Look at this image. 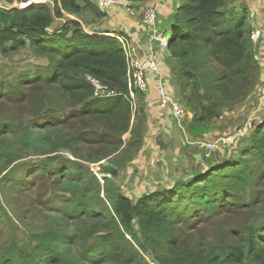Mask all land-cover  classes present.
<instances>
[{
    "label": "trees",
    "instance_id": "trees-1",
    "mask_svg": "<svg viewBox=\"0 0 264 264\" xmlns=\"http://www.w3.org/2000/svg\"><path fill=\"white\" fill-rule=\"evenodd\" d=\"M2 1L8 7L0 8V53L5 55L28 46L35 56L47 58L49 64L30 74L21 73V83L14 92L10 84L7 90L1 87L0 111L7 112L11 108L2 99L6 98L19 102L16 105L18 109L15 107L19 112L26 108V103L37 106L35 118L45 125L65 122V119L77 116L103 122L106 131L79 132L76 136H68L63 146L74 151L72 145L80 139L82 143L94 144L99 151L118 148L128 129L131 115L129 89L132 86L121 43L109 33H87L79 22L65 18L70 14L101 19L104 14L95 3L87 0H53L52 6L31 3L25 8L16 5L27 4L31 0ZM128 1L143 3L146 0ZM178 3L169 38L166 39L165 32L163 34L170 58L179 67L175 74L177 82L186 80L192 84V95L197 94L202 78L199 66L211 59L219 67L221 76L213 77L206 84V89H225L227 83L222 79L229 76L239 78L241 85L250 87L254 81L253 73H257L258 68L253 60L250 31L246 30V25H249L247 10L237 11L230 7L229 0H178ZM56 20L64 22L55 25ZM84 74L121 92V95L89 99L92 87ZM2 83L0 81V85ZM27 83L43 87L37 93L27 94L22 89V85ZM46 89L70 98L81 96L83 101L65 119L51 111L40 114L42 104L39 100L41 92ZM133 91L142 96L141 91ZM211 111L207 106L196 108L193 128L204 125ZM250 143L236 159L209 164L204 172L195 176L193 173L190 179L174 182L168 188L145 193L135 201L106 185L109 180L105 175V201L99 196L97 198L101 209L98 214L100 221L88 234L95 235L93 233L101 226L107 227V233L96 236L95 242L88 246L84 241L85 253L96 252L106 246L114 247L116 251L109 258L120 260L122 264H149L145 256L157 264H264V219L237 228L229 241L222 240L206 249L191 248L193 232L200 223L211 221L222 212L242 206L251 207L261 201L258 186L264 178V123L257 126ZM65 161L61 163L69 164ZM41 165L43 175L49 166L46 162ZM27 166L23 165L21 172L34 173ZM74 169L82 170L80 166ZM102 172L112 177L119 174L109 164ZM29 176L25 175L24 180L15 185L6 181L8 191L23 186ZM70 203L73 211L81 209L82 200L79 198L72 197ZM57 238L56 232L48 229L35 233V244L29 255L9 249L11 256H3L1 264H53L57 253L52 244Z\"/></svg>",
    "mask_w": 264,
    "mask_h": 264
},
{
    "label": "rangeland",
    "instance_id": "rangeland-1",
    "mask_svg": "<svg viewBox=\"0 0 264 264\" xmlns=\"http://www.w3.org/2000/svg\"><path fill=\"white\" fill-rule=\"evenodd\" d=\"M52 1L45 2L52 6ZM229 3L237 11L243 8L248 12L249 25H246V30L250 31L253 60L258 68L257 73H253V84L245 87L241 85L239 78L229 76L222 79L223 83H227L225 89H206V84L213 77L221 76L219 67L208 59L199 66L201 84L198 93L193 96L192 84L186 80L177 82L175 74L179 67L170 58L167 45L162 44L163 41H153L151 53L148 57L144 53L143 60L153 61L156 70L150 73L155 75L144 74L146 92L141 91V97L135 94L134 88L129 89L130 120L121 144L116 149L99 151L94 144L82 143L80 139L72 145L74 151L63 146L68 136H76L79 132L89 134L107 130L103 122L79 116L65 119V116H69L80 106L83 101L81 96L70 98L51 89L41 92L40 114L51 111L60 115V119L66 120L53 125L37 122V106L26 103V108L19 112L16 106L18 101L11 102L10 99L2 98L11 108L7 112L0 111V264L3 256H11L9 249L14 253L19 251L29 255L35 244L33 235L47 229L55 231L58 237L52 244L57 253L53 264H122L120 260L109 258L116 251L114 247L106 246L91 253H85L83 247L84 241L88 246L95 242L96 236L107 233V227L101 226L100 230L93 233L95 235L88 234L100 221L98 214L101 209L97 198L99 196L105 201L106 185L135 201L145 193L164 186L170 187L178 180L174 179V174L186 177L195 173V176L204 172L209 164L236 159L242 150L250 146L252 134L258 125L264 123V0H229ZM0 5L8 7L2 0ZM21 5L26 4H18L16 7ZM159 21L155 19L149 36L154 30L162 35L165 32L168 39L172 23L170 20L164 23ZM125 48L130 51L128 58L141 61L140 57L132 56L128 45ZM156 57L160 58L163 65L160 62L157 64ZM48 64L47 58L35 56L28 46L5 55L0 53V81L3 82L0 89L4 87L7 90V85L10 84L14 92V88L21 83V73L30 74L37 68H46ZM127 73L131 78L128 64ZM88 76L90 75L84 74L85 79ZM146 79L156 83L154 89L150 88L151 93H148ZM158 86L165 87L168 96L179 101L183 108L182 117L173 120L168 113L160 111L166 118L165 127L170 141L167 145L151 138V132L146 133L148 114L159 110ZM42 87L43 85L37 84L31 86L29 83L22 85L27 94L37 93ZM107 89L121 94L109 87ZM91 92L89 99L93 98V88ZM205 106L212 110L210 117L204 125L194 129L192 120L196 108L202 109ZM152 129L155 131L154 127ZM240 132L244 134L241 135ZM211 142L217 146L208 154L205 149ZM163 153L165 156L169 154L166 161ZM65 160L69 164L61 163L66 162ZM44 162L49 168L42 175L40 168ZM107 164L118 170V177L102 172ZM23 165H29L27 168L34 173L21 172ZM75 166H80L82 170H75ZM28 174L30 176L23 186L8 191L6 181L15 185ZM105 175L109 182L104 186ZM258 189L262 199L251 207L242 206L222 212L213 220L200 223L193 232L191 248L206 249L222 240L229 241L231 233L237 228L264 219V178ZM72 197L82 200L79 211H73L70 203ZM145 258L150 260L146 256Z\"/></svg>",
    "mask_w": 264,
    "mask_h": 264
},
{
    "label": "crops",
    "instance_id": "crops-1",
    "mask_svg": "<svg viewBox=\"0 0 264 264\" xmlns=\"http://www.w3.org/2000/svg\"><path fill=\"white\" fill-rule=\"evenodd\" d=\"M31 1H33L34 3H46L45 1L47 0H39V1L31 0ZM31 1L26 5H21L20 7L25 8L26 6L31 4ZM82 1L83 0H80V2ZM87 1L93 4L94 0H87ZM152 5H153V0H146L143 3H132L133 10L131 13H128L121 6H113L106 12H102L104 16L101 19H96L88 15L82 18V17H78V16L76 17L74 15H70V14H66L65 18L74 19L75 21L79 22L82 25L83 30L87 33H92V32L104 33L105 32V33L111 34L112 36H116L117 39L124 40L126 44L130 47V50H132V53H131L133 54L132 56L140 57L139 59H141V62H143L144 61L143 59H145V57H148L149 53H151L152 42L150 41L149 30L143 24L142 19H143V13L145 12V10ZM178 5H179L178 0H165L164 2L160 3L156 8V18L158 19V21L161 20L162 23H164L170 20L172 23V18L175 14V10L177 9ZM85 19H88V20H85ZM162 19H164V21ZM63 22L64 20H56L55 25L57 24L59 25V23L61 24ZM86 22H88V24H86ZM142 49L144 52L142 51ZM152 52H153V47H152ZM144 53L146 54L145 57L143 56ZM156 58H157L156 59L157 64H159L160 58L159 57H156ZM162 60H164L163 57H162ZM150 72L151 71H149L148 73H145V75L147 74L148 76L155 75ZM151 78L153 77H149V79ZM146 81L148 83L149 91H150V88L154 89V87H156V83L154 84V82H151V81L148 82V79H146ZM163 88L165 89V87ZM149 91L148 93H151V91L150 92ZM160 111L162 112L161 109L159 110L156 109L155 111H152L151 114H148V122L146 121L147 122V128H146L147 132L146 133L150 134L151 132V138L153 139L155 138L157 142H161L163 145H167L170 141L168 139L169 134L166 132L167 127H165L166 122L164 120L166 118H165V115L163 117V114H161ZM163 112L168 113L169 110L163 111ZM170 118L172 117L170 116ZM152 127L155 128V131L154 129H152ZM162 155L164 156V158L166 157L165 158V161H166L169 154H166L165 156V154L163 153ZM191 177H192V174L187 175L186 177H180V176L178 177L177 174H174V179L178 178V180H176L175 182L179 180H187V179H190ZM164 188H168V187L164 186L162 188H159L158 190H162ZM158 190H153L152 192L158 191Z\"/></svg>",
    "mask_w": 264,
    "mask_h": 264
},
{
    "label": "built area",
    "instance_id": "built-area-1",
    "mask_svg": "<svg viewBox=\"0 0 264 264\" xmlns=\"http://www.w3.org/2000/svg\"><path fill=\"white\" fill-rule=\"evenodd\" d=\"M94 1H95V6L101 12H106L113 6H121L128 13H131L133 10L132 3L131 1H128V0H94ZM164 1L165 0H153V5L148 7L143 13L142 22L148 28L149 33L151 32V29H153L152 27L155 23L156 8L160 3ZM0 8H4V7L0 5ZM118 41L121 43L123 52L125 53V56L127 58V64H128L129 70L131 71V80H132L131 87H133L134 89L140 90L142 92H146L144 74L148 70L150 71L156 70V67L153 61L146 60V61L141 62L137 59L128 58V54L130 51L125 48V46H127L126 42L121 39H118ZM150 41L151 42L163 41L162 44L167 45V42L164 36L162 34H158V32H155L154 30H153V34L150 36ZM86 81L93 88V98L94 99H108L111 97H116V96L121 95V94H117L107 89L108 87L106 85L102 84L99 80L91 76H88ZM157 94H158V99H159V104H158L159 109L163 111L169 110L168 113L173 119H179L182 117L183 108L181 107V103L179 101L171 99L162 86H158ZM239 134L243 135L244 132H240ZM216 146H217L216 143L211 142V144H208L206 146L205 151L208 154H210L212 151L215 150ZM149 264H157V263L149 260Z\"/></svg>",
    "mask_w": 264,
    "mask_h": 264
}]
</instances>
